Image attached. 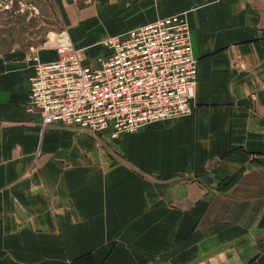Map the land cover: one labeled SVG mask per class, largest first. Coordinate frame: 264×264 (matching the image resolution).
Here are the masks:
<instances>
[{
	"label": "crops",
	"instance_id": "0c3cea01",
	"mask_svg": "<svg viewBox=\"0 0 264 264\" xmlns=\"http://www.w3.org/2000/svg\"><path fill=\"white\" fill-rule=\"evenodd\" d=\"M55 3L88 59L109 35L185 18L195 107L118 136L43 127L30 52L0 54V264H264V0Z\"/></svg>",
	"mask_w": 264,
	"mask_h": 264
},
{
	"label": "built area",
	"instance_id": "2783aa9c",
	"mask_svg": "<svg viewBox=\"0 0 264 264\" xmlns=\"http://www.w3.org/2000/svg\"><path fill=\"white\" fill-rule=\"evenodd\" d=\"M101 44L105 51L88 59L62 31L53 44L56 60L41 61L38 48L30 53L28 111L40 115L43 127L118 136L192 114L199 60L185 18H158Z\"/></svg>",
	"mask_w": 264,
	"mask_h": 264
},
{
	"label": "rangeland",
	"instance_id": "374dc122",
	"mask_svg": "<svg viewBox=\"0 0 264 264\" xmlns=\"http://www.w3.org/2000/svg\"><path fill=\"white\" fill-rule=\"evenodd\" d=\"M62 30L55 0H0V54L53 46Z\"/></svg>",
	"mask_w": 264,
	"mask_h": 264
}]
</instances>
